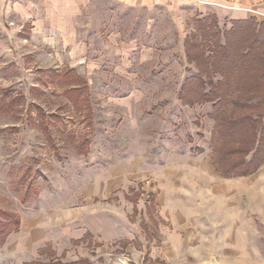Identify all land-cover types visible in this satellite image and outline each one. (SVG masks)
<instances>
[{
    "label": "rangeland",
    "instance_id": "1",
    "mask_svg": "<svg viewBox=\"0 0 264 264\" xmlns=\"http://www.w3.org/2000/svg\"><path fill=\"white\" fill-rule=\"evenodd\" d=\"M192 11L0 0V264H264V149L232 131L246 110L188 101L222 79L188 59ZM255 76L233 98L258 103Z\"/></svg>",
    "mask_w": 264,
    "mask_h": 264
},
{
    "label": "trees",
    "instance_id": "2",
    "mask_svg": "<svg viewBox=\"0 0 264 264\" xmlns=\"http://www.w3.org/2000/svg\"><path fill=\"white\" fill-rule=\"evenodd\" d=\"M197 23L198 31L185 41L188 59L203 63L206 71L219 72L222 79L215 84L211 80L209 84L212 86L208 88V82L202 74L193 75L188 81L196 88L188 101L212 103L218 115L229 104L246 110V114L233 119L232 131L259 138L250 161L253 162L261 149H264V22L259 23L255 18L232 20L231 27L224 31L220 29L215 15L199 19ZM192 51H196L197 57L192 55ZM234 73L244 74L245 77L256 75L253 79L250 77L253 81L250 87L260 98L258 103H241L239 97L233 98L235 93L232 94L231 90V76ZM60 81L66 89L65 94H71L73 90L68 86L75 82V77L66 72ZM252 109H256V117L250 112ZM251 171L248 170L245 174ZM5 215L7 219L0 222V244H4L7 236L20 226V218L12 214Z\"/></svg>",
    "mask_w": 264,
    "mask_h": 264
},
{
    "label": "crops",
    "instance_id": "3",
    "mask_svg": "<svg viewBox=\"0 0 264 264\" xmlns=\"http://www.w3.org/2000/svg\"><path fill=\"white\" fill-rule=\"evenodd\" d=\"M129 3H146L151 0H124ZM187 5L200 15H215L218 18L243 20L256 18L264 22V0H156ZM32 9V8H30ZM32 11V10H31Z\"/></svg>",
    "mask_w": 264,
    "mask_h": 264
}]
</instances>
